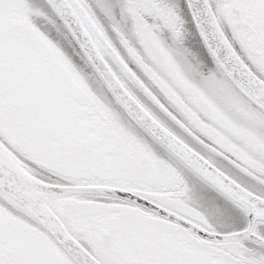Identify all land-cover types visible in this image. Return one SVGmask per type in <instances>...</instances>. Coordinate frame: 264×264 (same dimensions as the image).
Masks as SVG:
<instances>
[{
	"label": "snow or ice",
	"instance_id": "obj_1",
	"mask_svg": "<svg viewBox=\"0 0 264 264\" xmlns=\"http://www.w3.org/2000/svg\"><path fill=\"white\" fill-rule=\"evenodd\" d=\"M46 5L0 0V264H264V0Z\"/></svg>",
	"mask_w": 264,
	"mask_h": 264
},
{
	"label": "trees",
	"instance_id": "obj_2",
	"mask_svg": "<svg viewBox=\"0 0 264 264\" xmlns=\"http://www.w3.org/2000/svg\"><path fill=\"white\" fill-rule=\"evenodd\" d=\"M29 3L33 2L42 7V9L47 12L49 15H51V12L48 10L46 3L43 0H28ZM168 3L173 4V5H178L183 8L184 2L183 0H167ZM182 18L185 20V31H186V36H185V43L189 44L190 46L193 47L194 50L197 51H202V44L198 39V35L196 34V31L193 27V24L189 18V15L187 14L186 11H182L181 13ZM50 38L54 40V42H57L60 44V46L66 51V53L69 55L70 59H72L73 63L76 65V67L82 72V74L85 76V78L88 80V83L90 86L93 88L94 91L99 93L100 89L98 88L97 84L93 82L92 78V71L90 68L86 67L84 62L79 59L78 57L74 56L72 53V49L68 48L65 42L60 39L59 37L56 36L55 32H51ZM110 99V97H109ZM118 110V109H117ZM231 124V123H230ZM232 127L235 128L234 125L231 124ZM145 139H147L145 137ZM149 143H152L149 141ZM157 153L161 156L164 155V152L162 149H160L158 146L153 145ZM186 179L188 180L190 186L193 188L194 193L196 194L194 198H199L200 196L204 197L203 203L205 204V208H207L210 203L215 199L214 193H211L209 190L204 188L203 185H201L195 178L192 176H187Z\"/></svg>",
	"mask_w": 264,
	"mask_h": 264
},
{
	"label": "rangeland",
	"instance_id": "obj_3",
	"mask_svg": "<svg viewBox=\"0 0 264 264\" xmlns=\"http://www.w3.org/2000/svg\"><path fill=\"white\" fill-rule=\"evenodd\" d=\"M109 2H110V3H113V0H109ZM30 4L33 5L34 7H37V8H40L41 10H43L42 7H41L40 5H38V4H36V3L31 2ZM43 11H44V10H43ZM101 18H102V17H101ZM102 19H103V18H102ZM184 46H185L186 48H188V49H193L192 46H190L189 44H186L185 42H184ZM148 51H149L150 55L153 53V54H152L153 56H158V55L155 54V51H154L153 49H149ZM209 127H210V126H209ZM211 130H213V129H211Z\"/></svg>",
	"mask_w": 264,
	"mask_h": 264
},
{
	"label": "flooded vegetation",
	"instance_id": "obj_4",
	"mask_svg": "<svg viewBox=\"0 0 264 264\" xmlns=\"http://www.w3.org/2000/svg\"><path fill=\"white\" fill-rule=\"evenodd\" d=\"M101 19H102V18H101ZM149 49H153V50L155 51V54L158 55V50H157V49H155V48H151V47H150ZM149 49H148V50H149ZM149 54H150V53H149ZM152 54H153V53H152ZM152 54H151V55H152ZM152 56H153V55H152Z\"/></svg>",
	"mask_w": 264,
	"mask_h": 264
},
{
	"label": "water",
	"instance_id": "obj_5",
	"mask_svg": "<svg viewBox=\"0 0 264 264\" xmlns=\"http://www.w3.org/2000/svg\"><path fill=\"white\" fill-rule=\"evenodd\" d=\"M184 1V4H185V0H183ZM189 17H190V19H191V16L189 15ZM191 22H192V24H193V26H194V28H195V24H194V22L192 21V19H191ZM195 30H196V28H195ZM196 32H197V30H196ZM198 34V33H197ZM199 36V35H198Z\"/></svg>",
	"mask_w": 264,
	"mask_h": 264
}]
</instances>
